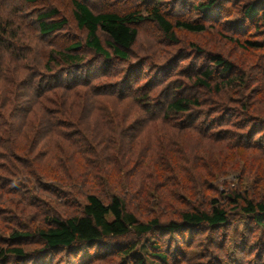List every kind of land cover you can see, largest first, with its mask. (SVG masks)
Returning a JSON list of instances; mask_svg holds the SVG:
<instances>
[{
	"label": "trees",
	"instance_id": "1",
	"mask_svg": "<svg viewBox=\"0 0 264 264\" xmlns=\"http://www.w3.org/2000/svg\"><path fill=\"white\" fill-rule=\"evenodd\" d=\"M216 2L202 1L196 8L207 12ZM262 2L249 1L243 16L258 18ZM73 6L75 21L86 33L84 45L62 49L42 46L67 23L53 18L56 10L39 14V31L32 32L19 17L4 18L0 7V223L5 225H0V264H31L38 257L45 264L49 253L101 248L130 235L225 226L230 213L213 195L212 182L235 174L238 165L223 163L219 151L233 154L244 137L250 149L253 135L264 134V95L248 97L249 85L229 73L231 63L217 54L210 57L212 67L164 84L160 97L154 87L163 71L143 85L137 84L139 76L137 81L131 76L138 66L131 63L139 35L135 25L154 22L177 43L176 28L201 33L205 24L174 23L157 5L126 13L97 12L83 0H73ZM237 42L245 49L264 48L257 40ZM83 49L127 66L108 68L101 78L91 73ZM262 74L264 80V64ZM229 91L239 96L233 101L237 109L226 102ZM231 112L243 121L228 120ZM232 193L227 200L264 229V197ZM134 196L146 204L159 196L163 206L177 207L176 217L141 220L131 208ZM8 209L21 217L5 222ZM27 214L36 217L28 222ZM31 241L40 247L30 249ZM111 245L109 254L121 255L122 264H147V255L167 262L155 242L152 251L139 241Z\"/></svg>",
	"mask_w": 264,
	"mask_h": 264
},
{
	"label": "rangeland",
	"instance_id": "2",
	"mask_svg": "<svg viewBox=\"0 0 264 264\" xmlns=\"http://www.w3.org/2000/svg\"><path fill=\"white\" fill-rule=\"evenodd\" d=\"M93 10L116 11L126 13L128 11L145 9L157 5L174 23L178 19L192 20L206 25V30L201 33H194L176 28V36L179 42L169 41L161 29L154 22H143L135 25L139 31L138 39L132 49L131 63L134 67L131 76L139 80L138 85H143L148 80H154L160 73L161 84L154 87L160 97L161 87L169 81L186 80L188 75L201 67L213 66L210 57L217 54L224 60L231 63L232 75H240L241 83L249 85V96L262 97L264 95V80L262 66L264 64L263 49H245L238 44V39H249L260 41L264 45V0H262L260 15L258 18L250 19L243 16V7L252 0H217L215 8L207 12L198 11L196 5L207 0H83ZM2 16L4 18L17 19L24 25L31 26L25 31H39L36 19L38 15L46 12L57 11L53 16L55 20L66 19L67 23L55 34L44 38L42 46L48 49H62L72 43L79 42L82 46L85 41V30L78 27L74 18L73 0H0ZM103 40L107 37L102 34ZM198 49L200 50H196ZM201 51V52H199ZM85 60L92 65L91 73L101 78L107 76L102 74L111 67L126 68L127 64L115 60L108 61L93 53L86 52ZM165 66V68H163ZM94 74V75H95ZM166 76V77H165ZM136 80V81H137ZM135 83V86L137 85ZM236 90L237 88H233ZM239 97L236 92H230L227 101L231 109L237 107ZM237 109V108H235ZM227 119L243 121L237 113L231 112ZM226 125V124H224ZM251 126V123H249ZM254 125V124H253ZM226 127V126H225ZM229 127V125H228ZM227 127V128H228ZM238 127V126H237ZM262 127V126H261ZM232 131L244 132L236 126H230ZM264 131V130H263ZM262 131V132H263ZM246 137L238 138V149L232 151H219L220 160L223 163L233 162L238 165L235 174L223 176L220 180L212 182L215 197L221 200L230 213L229 224L217 228H203L185 230L183 232L164 234L154 233L137 238L134 235L126 239L113 240L111 243L136 241L147 244V249L152 242L162 247V253L167 255L165 264H264V229L256 227L252 221L241 214L240 210L227 200L226 196L238 190L243 195L250 197H264V154L261 148L264 145V134H254L252 148L248 149ZM264 147V146H263ZM219 149H221L219 147ZM218 154V150H216ZM226 152V153H225ZM216 154V155H217ZM235 157H237L235 159ZM237 160V161H236ZM159 196H155L149 204H146L137 196L131 199V208L141 220L152 217H176L177 207L167 208L160 202ZM46 205L54 208L48 199H44ZM177 209V210H175ZM3 214L4 221L21 217L19 212L8 209ZM24 215H22L23 217ZM26 219L31 222L36 215L27 214ZM5 221V222H6ZM14 225V222H11ZM4 227V223H0ZM0 233V245L1 236ZM97 248H86L82 252L71 253L70 251H55L46 256L45 264H122V256L114 253L109 254L113 245ZM30 249L40 247L36 241H31ZM108 247V248H106ZM103 248V249H102ZM149 251H152L151 249ZM153 253H160L153 250ZM147 264H162V262L151 255H147ZM41 257L36 258L31 264H39ZM120 262V263H119ZM7 264H29L20 263L16 260ZM130 264H132L130 262Z\"/></svg>",
	"mask_w": 264,
	"mask_h": 264
}]
</instances>
